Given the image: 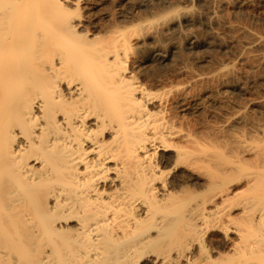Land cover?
<instances>
[{
  "label": "bare ground",
  "instance_id": "6f19581e",
  "mask_svg": "<svg viewBox=\"0 0 264 264\" xmlns=\"http://www.w3.org/2000/svg\"><path fill=\"white\" fill-rule=\"evenodd\" d=\"M82 4L0 0V264H264V126L224 159L159 90L178 47L96 36Z\"/></svg>",
  "mask_w": 264,
  "mask_h": 264
},
{
  "label": "rangeland",
  "instance_id": "374dc122",
  "mask_svg": "<svg viewBox=\"0 0 264 264\" xmlns=\"http://www.w3.org/2000/svg\"><path fill=\"white\" fill-rule=\"evenodd\" d=\"M144 2L148 4L143 6ZM238 3L83 0L82 4V16L91 20L86 29L96 36L129 29L140 35L146 53L178 47L172 63L159 72V90L185 92L188 102L173 113L179 126L200 138L216 139L224 159L230 157L237 132L264 126V48L246 46L264 37V0ZM188 37L196 39L191 51L183 49ZM145 79L146 85H153L152 77Z\"/></svg>",
  "mask_w": 264,
  "mask_h": 264
}]
</instances>
